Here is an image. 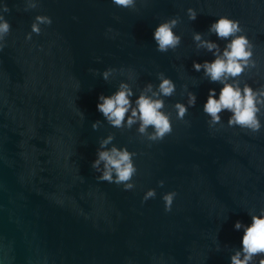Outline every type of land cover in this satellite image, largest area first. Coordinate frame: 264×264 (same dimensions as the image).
<instances>
[{
    "label": "water",
    "instance_id": "95a60500",
    "mask_svg": "<svg viewBox=\"0 0 264 264\" xmlns=\"http://www.w3.org/2000/svg\"><path fill=\"white\" fill-rule=\"evenodd\" d=\"M5 2L12 30L0 42V264H231L242 247L235 222L248 225V212L264 208V115L258 133L229 127L227 110L209 127L203 106L209 89L218 99L223 85L193 69V61L215 57L192 36L202 33L223 49L228 41L209 33L210 25L221 16L239 21L254 66L237 79L241 88L258 89L264 0H136L135 10L112 0H35L38 7L28 11V0ZM189 7L198 12L193 21ZM37 15L52 23L26 39ZM175 16L182 42L160 53L154 30ZM108 68L115 71L106 81ZM161 72L176 85L162 97L173 129L163 140L149 141L138 123L113 127L98 111L99 96L112 95L122 81L135 106ZM188 92L196 104L177 119L174 105H187ZM109 135L108 148L136 153L132 190L99 181L91 166ZM149 189L156 196L144 201ZM173 191L166 212L162 197Z\"/></svg>",
    "mask_w": 264,
    "mask_h": 264
},
{
    "label": "clouds",
    "instance_id": "9594fccd",
    "mask_svg": "<svg viewBox=\"0 0 264 264\" xmlns=\"http://www.w3.org/2000/svg\"><path fill=\"white\" fill-rule=\"evenodd\" d=\"M112 2L119 7L136 9V0H112ZM37 7L38 4L35 0H28L24 10L28 11ZM8 12H10V8L7 3L0 4V42L4 41L12 30L11 23L2 14ZM186 14L188 19L193 21L197 18L198 12L189 7ZM51 23L50 17L37 15L31 24V32L26 36V39L30 40L32 33L39 35L41 25H51ZM179 23L180 18L175 16L163 20L156 27L153 38L158 52L167 53L170 49L174 51L180 46L182 36L174 32ZM243 31L239 21L227 16H221L212 23L208 32L215 33L219 39L228 41L223 49L216 42L205 39L204 34L193 32L192 39L196 47L211 52L215 57L211 62L207 60L203 63L193 61V69L197 72L203 69L205 76L211 82H219L223 85L218 99L215 89H209L207 101L203 106V112L210 117L209 127L220 124L221 113L227 110L231 113L227 120L229 127L238 126L250 130L252 133H258L262 127L260 115H264L262 113V109H264V86L253 89L244 83L241 88L240 81L237 79L246 69L254 66L252 60L253 46L247 36L242 34ZM4 46L3 43H0V51H3ZM114 71L115 69L108 68L101 75L107 81ZM157 78L160 82L155 90L151 82L147 83L136 97L135 106L130 99L134 95L132 88L127 83L120 82L116 92L112 95L101 94L99 96L101 102L97 104L98 111L113 127L123 128L127 126L131 128L132 125L138 123L137 131L149 141L163 140L166 135L171 134L173 129L170 113L162 111L165 107L162 97L172 96L175 93L176 85L171 78L166 77L162 72L157 74ZM196 99L194 93L188 92L187 105L180 102L174 105L177 119L183 120L188 108L195 106ZM99 123V121L94 122L92 128H98ZM150 127L153 129L151 132L148 131ZM113 139L114 136L109 135L106 139L101 140L97 150V158L91 166L96 172L101 173L97 177L99 181L117 185L123 184L126 191L132 190L135 185L131 181L137 172L133 162L136 153L130 152L126 147L118 148L115 145L108 148L107 146L112 143ZM101 164H103L102 169ZM163 185L164 181H159V186L163 187ZM176 195L175 191L163 195L162 199L166 212L171 211ZM155 196V189H149L143 200L147 201L150 198H155ZM248 214L251 217L250 224L245 225L239 220L234 224L235 230L243 229V236L242 247L235 249L234 254L230 257L231 264H264V208H261L258 214L254 211H249Z\"/></svg>",
    "mask_w": 264,
    "mask_h": 264
}]
</instances>
